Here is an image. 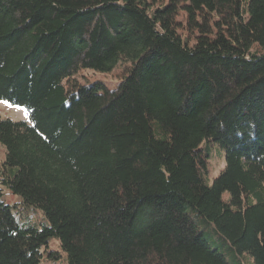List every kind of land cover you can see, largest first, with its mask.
<instances>
[{"label":"trees","instance_id":"1","mask_svg":"<svg viewBox=\"0 0 264 264\" xmlns=\"http://www.w3.org/2000/svg\"><path fill=\"white\" fill-rule=\"evenodd\" d=\"M0 100V264H264V0H0Z\"/></svg>","mask_w":264,"mask_h":264},{"label":"rangeland","instance_id":"2","mask_svg":"<svg viewBox=\"0 0 264 264\" xmlns=\"http://www.w3.org/2000/svg\"><path fill=\"white\" fill-rule=\"evenodd\" d=\"M127 64L125 62L120 63L111 73H99L94 71H84L78 74L75 78L76 81L81 84H87L93 81H100L104 83L109 88H114L115 85L118 83V77L121 72L124 71V68ZM0 118L2 119H8L14 122L18 121H24L27 124H30L28 113L24 107L12 105L9 102L0 100ZM5 158V150L4 147L0 144V164L4 161ZM224 167V158H223V152L221 150H218L217 147L213 146L212 148V158L209 160V169H210V182L218 172L223 169ZM1 200L12 206L18 201H20V198L10 194L6 189H2V196ZM39 217V214L36 213L34 215V218ZM205 236L207 239H210V245L212 247H217L220 251H222L227 259L229 261L231 260V256L228 255V252L226 251L225 246H220L217 242H214L211 240L210 235L208 232L205 233ZM48 250L51 252H57L58 254L64 255L62 252L60 253V248L58 246V243L55 240H51L48 244ZM42 264H50L48 263L45 258L42 260ZM243 264H251V260L244 259Z\"/></svg>","mask_w":264,"mask_h":264}]
</instances>
